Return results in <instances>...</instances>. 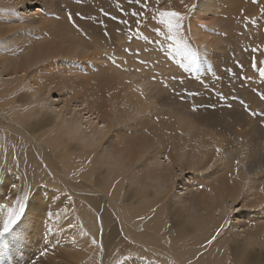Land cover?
I'll return each instance as SVG.
<instances>
[{
  "label": "bare ground",
  "instance_id": "1",
  "mask_svg": "<svg viewBox=\"0 0 264 264\" xmlns=\"http://www.w3.org/2000/svg\"><path fill=\"white\" fill-rule=\"evenodd\" d=\"M79 1L0 0V228L27 197L0 264H264V79L226 72L264 61V0H147L139 25L141 4ZM158 7L184 16L194 66Z\"/></svg>",
  "mask_w": 264,
  "mask_h": 264
},
{
  "label": "snow or ice",
  "instance_id": "2",
  "mask_svg": "<svg viewBox=\"0 0 264 264\" xmlns=\"http://www.w3.org/2000/svg\"><path fill=\"white\" fill-rule=\"evenodd\" d=\"M160 0H157V3H159ZM253 3H258L259 0H252ZM129 3H136V4H141V8L142 11L141 12H137V11H133L131 13L132 17L137 18L136 19V24L139 25L140 20L139 18L141 17L143 11H146L148 8V3L147 0H129ZM261 13L264 14V8L260 9ZM158 16L161 18L160 19V23L164 24L167 29H168V37L167 39L172 41L171 44H169V50L171 49H175L176 53L183 55L184 59L188 61V65H192L194 66L197 61H198V57L196 52L192 51L190 48H188L186 46V43L184 40H181L178 38V34H180L183 30V20H184V16L178 12V11H164V10H158ZM105 15H107V13H105ZM69 20L71 21L73 19L71 13H69L68 15ZM254 22V21H253ZM123 23H127V21H123ZM107 34V33H106ZM137 35H139V31H137ZM157 35H160V33L157 31ZM150 43H154L153 41H149ZM125 52H130V49H124ZM253 52L259 51V48H253L252 49ZM135 55H139V53H135ZM113 63H115V61H113ZM141 64H146V61H140ZM261 64H264V61H259L257 62L255 59L253 60L252 63V67L255 68H259V75L262 79H264V68H260L259 66ZM187 66V65H185ZM117 67H119V65H117ZM242 67V65H241ZM191 70V69H189ZM230 71V70H229ZM245 79H250V77H245ZM180 83H183V81H180ZM188 95H191L193 97H195L196 95H199V93L196 92H192V93H188ZM259 99L264 101V93H260L259 95ZM192 111H196L195 106H193ZM252 115H257L256 113H251ZM262 115H264V113H261ZM103 127V125H102ZM217 156L220 155L221 153V149L219 147H217L215 149ZM235 163L237 164V166L239 165L240 161L237 160L235 161ZM237 172H238V168H237ZM13 188H15V185H12ZM261 192H264V187H261L259 189ZM19 204V207L16 209H13L9 212V215L7 217V219H5L4 223H3V227L0 228V238H3L5 236L6 233H9L11 231L12 225L16 224L18 220H20V218L23 216L24 211H25V206L23 203H20L19 201L17 202ZM8 205L7 204H0V210H4V209H8ZM237 209H234V211ZM68 209H64V212L67 213ZM155 211V209H153V212ZM55 215L59 216V213H56ZM225 223H227V221H225ZM220 234L219 231L216 232V234L208 241V243H212L213 240L216 239V236H218ZM93 244L96 243L95 240L92 241ZM101 249H103V244H101ZM43 255V253H42ZM188 264H192V262L189 260Z\"/></svg>",
  "mask_w": 264,
  "mask_h": 264
},
{
  "label": "rangeland",
  "instance_id": "3",
  "mask_svg": "<svg viewBox=\"0 0 264 264\" xmlns=\"http://www.w3.org/2000/svg\"><path fill=\"white\" fill-rule=\"evenodd\" d=\"M71 1H73L74 3H78V2H80L79 0H71ZM5 2H7V1H5ZM80 3H81V2H80ZM128 3H129V2H128ZM240 3H241V4H250V5H251L252 0H242ZM240 3H239V4H240ZM118 6L121 8V7H123V4H122V3H118ZM162 6H163V5H162ZM225 6H226V5H225ZM126 9H127V11L129 10L128 8H126ZM228 9H229V11L231 10L230 8H228ZM228 9L226 8V11H227ZM155 10H156V11H158V10H162V7H158V8H156ZM237 10L246 11L245 9H243V8H241V7H238ZM94 11H95V10H94ZM172 11H173V9H172ZM125 12H126V10H125ZM131 12H132V9H131ZM126 13H127V12H126ZM260 13H261V12H260ZM18 14H19V13H18ZM157 16H158V14H157V12H155V16H154V17L157 18ZM245 21H246L247 23H249V21H250L251 24H250V23H249V24L252 25V26L256 25V22H255V21L253 22V20H251V19H249V18H246V17H245ZM128 23H129V22H128ZM128 23H125V25H126V26H130V24H128ZM261 23H262V22H261ZM71 25H72V24H71ZM242 25H243V28H244L245 25H244V24H242ZM263 27H264V25H263ZM126 28H127V27H126ZM76 29H77V28H76ZM77 30H79V29H77ZM86 30H87V29H86ZM135 31H136V30H135ZM136 32H137V31H136ZM263 32H264V31H262V33H263ZM85 33H86V31H85ZM87 33L90 34V32H89L88 30H87ZM127 33L129 34V33H131V32L128 31ZM139 33L141 34L142 37H144V36H143L144 33H142V31H140ZM230 33H231V34H230ZM236 33H237V32H236ZM236 33L233 32L232 30H230L228 33H225V34H224V35H225V38L228 37V44H229V43H231V44H236V42H239V40H241V39H240L241 37H240V36H237V34L239 35V33H241V30L239 29V32H238L237 34H236ZM133 34H134V33H133ZM133 34H132V35H133ZM263 34H264V33H263ZM132 35H131V36H132ZM222 36H223V35H222ZM89 37H90V35H89ZM238 37H239V38H238ZM90 38H91V37H90ZM155 41H158V40L155 39ZM246 44H247V43H246ZM166 46H167V45H166ZM229 46H230V44H229ZM238 47H240V46H237V48H238ZM250 49H251V50H250ZM243 50H244V49H243ZM245 50H247L248 53H252V54L255 53V52L252 51V47H250V48L248 47V49H245ZM251 56H252V55H251ZM233 58L235 59V62H233V60H234ZM239 59H240L239 56H238L237 54H235V55L232 57L231 61H232V63H233L235 66H238V65H240V64H239V61L236 62V60H239ZM254 59L256 60L255 56H252V58H251V57L249 58V61H251V64L253 63V60H254ZM111 61H112V60H111ZM235 63H236V64H235ZM237 63H238V64H237ZM244 63H245V60H244ZM103 65H104V67H106L105 64H103ZM245 66H246V64H245ZM222 70H223V69H222ZM225 70H227V69H225ZM225 70H223V71L225 72ZM229 70H230V71H229ZM233 70H234V69H228L226 72L232 75V76H231L232 79H234V77H235V83H236V84L238 83L239 86H242V85L244 84L243 86H244V87H247V88H248L249 86H251V84H252L253 87H254V85L257 86L258 83H254V84H253V82H249V83L247 82V81H251V78H250V79H245V76L248 77V75H246L245 73H246V71H248V70H250V72H251L252 70H254V72L252 71L253 74H259V71H258L259 69H256V70H255V69H247V70H246V69H235V71H233ZM244 70H245V71H244ZM236 71H237V72L240 71L239 74H238V73L236 74V73H235ZM242 71H243V72H242ZM232 72H233V73H232ZM234 74H236V75L234 76ZM249 77H250V76H249ZM231 78H230V80H229V79H226L227 82H225V84H226L227 87L224 86V88H226V89L229 88V85H230L229 82L231 81ZM238 78H239V79H238ZM184 79L186 80V77H182V78H180V81H185ZM188 79L190 80L189 77H188ZM240 79H241V80H240ZM193 80H194V81H197V82H198V81L202 82L203 79H202V77H197V79H193ZM203 81H204V80H203ZM240 81H241L242 83H243V81H244V83L242 84V83H240ZM246 83H248L249 85H248V84L246 85ZM206 85H209V84H208L207 82H205V83H204V86H206ZM245 85H246V86H245ZM203 88H204V87H203ZM230 92L232 93V95L229 94L228 97L231 96L230 99L233 100L234 102H236V100H237L238 102H240V103H238V102H236V103H238L239 107L241 108L242 113L245 112L247 115H249V113H252V111L250 110V103L247 102V98H246V96L241 95V96L239 97V92H238V91H237L236 93H234L233 91H230ZM258 92H260V91H258ZM262 92H263V90H262L260 93H262ZM237 93H238V94H237ZM263 93H264V92H263ZM233 94H234V95H233ZM235 94H236V95H235ZM217 95H218V96H217ZM221 95H222V93L220 94V97L223 96V95H222V96H221ZM205 96H207V95H204V97H205ZM215 96H216V98L221 99V98L219 97V94H218V93H217ZM232 96H233V97L235 96L236 98H233ZM205 98L209 99L210 96H207V97H205ZM56 100H57V98H52L51 101H50L49 103H50V104H53V105H57L59 102H57ZM58 100H59V98H58ZM209 100H210V99H209ZM222 100L226 101V99H224V98H222ZM243 101H244V102H243ZM51 102H52V103H51ZM242 103H243V104H242ZM243 105H244L245 107H244ZM214 106H215V105L212 104L213 109H215ZM202 107L205 108L206 105H202ZM200 108H201V107H200ZM245 108H247V109H245ZM55 111L57 112V111H58V108L53 109V111H48V113L51 114V113H53V112H55ZM248 111H249V112H248ZM261 113H264V108L259 112V114L262 116ZM257 115H258V114H257ZM263 116H264V115H263ZM174 185H175V186H174V192H176V191H177V183H174ZM28 193H29V190H28V188L26 187V189L24 190V194H23V195L26 196ZM26 202H27V197H26V199H25V203H24V206H25V207H27V206H26ZM20 219H21V218H20ZM17 223H18V222H17ZM17 223H16V224H17ZM112 223H116L115 220H114ZM229 223H231L230 220L228 221V224H229ZM14 225H15V224H14ZM187 230H189V229H187ZM164 232H166V231H164ZM164 232H163V233H164ZM117 234H118V237H119V236H120L119 229H117ZM177 235H178V234H177ZM118 237H117V238H118ZM120 239H121V237H120ZM124 242H125V241H124ZM126 243H127V242H126ZM214 243H215V242L213 241L212 243L208 244V245L205 247V251L208 252V251L212 248V246H213ZM128 244H129V243H128ZM119 247L122 249V248H126L127 245H126L125 243H122V244L120 243ZM202 255H204V251H203V250H201L199 256H202Z\"/></svg>",
  "mask_w": 264,
  "mask_h": 264
}]
</instances>
